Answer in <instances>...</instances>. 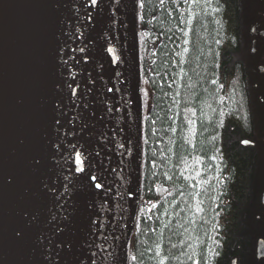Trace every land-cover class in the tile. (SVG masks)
I'll list each match as a JSON object with an SVG mask.
<instances>
[{
  "label": "water",
  "instance_id": "water-1",
  "mask_svg": "<svg viewBox=\"0 0 264 264\" xmlns=\"http://www.w3.org/2000/svg\"><path fill=\"white\" fill-rule=\"evenodd\" d=\"M132 14L131 0H98L87 8L83 0H0V264H119L135 202ZM249 31L256 53L264 27L252 23ZM256 67L264 72L263 62ZM73 76L79 107L65 87ZM77 112L88 125L83 132L79 121L68 123ZM73 131L75 137L65 135ZM70 143L83 144L89 155L83 173L62 161ZM92 171L104 178L103 188H95ZM69 174L76 182L57 199ZM260 199L264 204V190ZM61 241L71 244L58 248ZM256 256H264L263 237Z\"/></svg>",
  "mask_w": 264,
  "mask_h": 264
},
{
  "label": "trees",
  "instance_id": "trees-1",
  "mask_svg": "<svg viewBox=\"0 0 264 264\" xmlns=\"http://www.w3.org/2000/svg\"><path fill=\"white\" fill-rule=\"evenodd\" d=\"M142 3L132 21L141 164L125 264H264V73L250 67L264 63V35L256 53L249 43L264 2Z\"/></svg>",
  "mask_w": 264,
  "mask_h": 264
},
{
  "label": "snow or ice",
  "instance_id": "snow-or-ice-1",
  "mask_svg": "<svg viewBox=\"0 0 264 264\" xmlns=\"http://www.w3.org/2000/svg\"><path fill=\"white\" fill-rule=\"evenodd\" d=\"M84 2V5L85 7L87 8L89 6V2H90V5L92 6H96L98 4V0H83ZM193 2H195V0H193ZM160 3L163 4L164 3V0H160ZM143 6V3H142V0H141V7ZM76 11H79L78 9ZM84 18L88 21H91L92 19V14L90 12H86L85 13V16ZM77 35H80L81 34V31H80V28L77 27ZM145 35H147V33H145ZM80 52H84L85 49L84 48H81L79 49ZM107 51L109 53H112L113 52V48L109 47L107 49ZM117 59H119L118 57H114L113 60H112V63H116L117 62ZM67 63V62H65ZM70 75H72L70 73ZM116 76L117 77H120L121 76V73L120 72H116ZM75 82V77L73 76V80L72 82H65V87L68 91V93L70 94L69 95V102L71 104H75L77 105V107H79V105L81 103H83V98L81 97H78L77 96V89L79 88V84H76V86L74 87L73 86V83ZM88 91H91V89H89ZM113 91V88L109 87L107 88V92H112ZM117 92H119L120 90L119 89H116ZM76 98V99H73V98ZM57 109L60 110V114L62 116H65L67 115V112L64 111L62 108H61V105L59 103H57L56 105ZM84 107L87 108L88 105L87 104H84ZM108 112L111 113L113 111V109L111 107H108ZM116 111H119V109H116ZM77 121L80 122L81 124V127H80V131L83 132L87 127L88 125L86 123H84V120H83V116L82 114H80L79 112L73 114L68 123L75 126ZM55 123L57 125H59L61 123L60 119H57L55 121ZM57 131H59V129H57ZM65 135H72L73 137H75L77 135V133L75 131L71 132V133H65ZM244 143H248V141H244ZM59 144H57V148L59 149ZM120 147L122 148L123 145H120ZM96 156H99L100 153L99 152H96L95 153ZM89 159V155L86 154L85 150H84V145L83 144H77V143H70L68 144L67 146V149H66V152L63 154L62 156V161L64 163H67L69 161H72L76 167H75V172H79V173H83L85 171V164H86V161H88ZM35 164H39V160H35L34 161ZM57 163H61V161H57ZM88 168L91 170L92 169V165L91 164H88ZM72 169H69V173H71ZM90 179L95 182L94 186L96 189H101L104 187V184H103V177L99 174H97L95 171H92L91 172V175H90ZM64 180H65V184H64V191L63 193H61V196L57 197V199H61L63 197L64 194L68 193L69 192V189L74 185V183L76 182V178L73 177L71 174L69 175H66L64 176ZM110 191V189H109ZM60 207L62 208L63 205H60ZM53 220H56V216H53L52 217ZM62 220H68V217L67 216H63L61 217ZM97 223V221H93V224L95 225ZM57 231L59 232H62L64 231V229L62 228H57ZM15 235L17 237H20L21 233L19 231H17L15 233ZM44 237L42 236L41 237V240H43ZM48 243L49 245L52 243V238L49 237L48 238ZM71 242L70 241H61L60 244L57 246L58 248H60L61 246L63 245H69L70 246ZM49 253H50V249H49ZM58 254V253H57ZM51 259V256H47L46 257V260H50ZM93 264H96L95 261H93Z\"/></svg>",
  "mask_w": 264,
  "mask_h": 264
},
{
  "label": "rangeland",
  "instance_id": "rangeland-1",
  "mask_svg": "<svg viewBox=\"0 0 264 264\" xmlns=\"http://www.w3.org/2000/svg\"><path fill=\"white\" fill-rule=\"evenodd\" d=\"M133 7L135 6L136 0H131ZM253 2H256V0H253ZM135 20L134 17V8H133V14H132V19L131 21ZM135 23V22H134ZM251 22H248L250 24ZM132 43H133V49H134V70H135V80H134V86L136 87L133 92V102H134V114H133V140H134V145H133V154H134V161H133V175H134V188H133V196L134 200L137 199L138 197V190H139V175H140V164H141V118H142V109L140 106V94L138 93V63H137V56H136V42H137V37L135 33V26L134 30L132 33ZM261 62V61H260ZM262 92V90L259 91V93ZM264 190V189H263ZM262 191V190H261ZM261 193V192H260ZM132 222V216L130 219L129 226L131 225ZM130 227H128L129 230ZM127 230L126 233V238L124 240L123 246H122V251L120 255V260L119 264H125L126 263V258H127V247H128V233L129 231Z\"/></svg>",
  "mask_w": 264,
  "mask_h": 264
},
{
  "label": "flooded vegetation",
  "instance_id": "flooded-vegetation-1",
  "mask_svg": "<svg viewBox=\"0 0 264 264\" xmlns=\"http://www.w3.org/2000/svg\"><path fill=\"white\" fill-rule=\"evenodd\" d=\"M254 61H255V64L251 65V67H253L252 70L254 71V77L255 78H261L260 77L261 76V72H259L258 68L256 67V64L260 62L259 58H255Z\"/></svg>",
  "mask_w": 264,
  "mask_h": 264
},
{
  "label": "bare ground",
  "instance_id": "bare-ground-1",
  "mask_svg": "<svg viewBox=\"0 0 264 264\" xmlns=\"http://www.w3.org/2000/svg\"><path fill=\"white\" fill-rule=\"evenodd\" d=\"M262 74L263 73H261V76H263ZM130 76L132 77V80L134 81L135 70H134V61L132 60V54L130 55Z\"/></svg>",
  "mask_w": 264,
  "mask_h": 264
}]
</instances>
